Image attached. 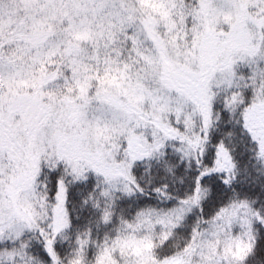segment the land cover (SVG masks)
<instances>
[{"label":"snow or ice","instance_id":"1","mask_svg":"<svg viewBox=\"0 0 264 264\" xmlns=\"http://www.w3.org/2000/svg\"><path fill=\"white\" fill-rule=\"evenodd\" d=\"M0 264H264V0H0Z\"/></svg>","mask_w":264,"mask_h":264}]
</instances>
